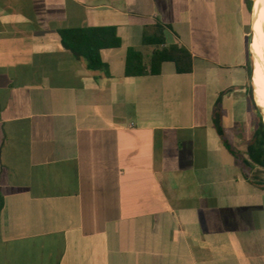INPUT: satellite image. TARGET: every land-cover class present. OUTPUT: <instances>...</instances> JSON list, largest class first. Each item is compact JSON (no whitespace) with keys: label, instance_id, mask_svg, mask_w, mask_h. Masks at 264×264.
Wrapping results in <instances>:
<instances>
[{"label":"crops","instance_id":"obj_1","mask_svg":"<svg viewBox=\"0 0 264 264\" xmlns=\"http://www.w3.org/2000/svg\"><path fill=\"white\" fill-rule=\"evenodd\" d=\"M244 5L0 0V264L53 245V264H264V187L215 127L219 111L245 155L255 111ZM156 23L191 53L192 72L164 63L126 77L127 50L148 56L143 30ZM105 27L121 41L100 52L106 71L88 70L57 33Z\"/></svg>","mask_w":264,"mask_h":264},{"label":"trees","instance_id":"obj_2","mask_svg":"<svg viewBox=\"0 0 264 264\" xmlns=\"http://www.w3.org/2000/svg\"><path fill=\"white\" fill-rule=\"evenodd\" d=\"M259 0H254L257 10ZM248 12L251 13L252 1L245 0ZM165 26L156 23L152 29L143 30L142 49L149 50L150 54L145 56L139 49H128L125 59V76L142 77L158 76L164 63H171L176 74H190L193 70V57L183 46L178 44L167 45L165 41ZM61 45L69 51L76 59L84 61L90 71H106L107 65L103 63L100 52L105 49H114L121 46L114 27L105 28H68L57 31ZM249 79L251 77V65H248ZM251 94V88L250 92ZM251 108L257 115V123L252 131L245 155H241L225 139L221 126L220 112H216L215 127L221 138L225 150L236 160L237 165L244 173L246 180L251 184L264 187V182L248 176L246 171L253 173L264 170V119L259 108L251 99ZM249 181V180H248ZM1 207V198H0Z\"/></svg>","mask_w":264,"mask_h":264},{"label":"rangeland","instance_id":"obj_3","mask_svg":"<svg viewBox=\"0 0 264 264\" xmlns=\"http://www.w3.org/2000/svg\"><path fill=\"white\" fill-rule=\"evenodd\" d=\"M251 1H252V8H251V13L249 14L248 26H247V24L244 23L245 25H243V27H242L243 30H247L248 31L247 44H248V52H249V58L250 59H251L250 44H251V25H252V13H253V0H251ZM244 7H245V10L248 11V9L246 7V4L244 5ZM238 8L236 6V7H233V9H232L233 15L234 16L236 15V20H237V17H238V12H237ZM239 20L240 19L238 18V20H237L238 24H239V22H238ZM239 26H240V24H239ZM240 28H241V26H240ZM261 50L264 51V43H262ZM261 55H264V52H261ZM251 61H252V59H251ZM250 88H251V94H250L251 95V99L255 103L254 94H253L254 91H253V85H252V73H251V77H250ZM259 110H260V114L262 116V119H264V112H262V110L260 108H259ZM256 123H257V115H256L255 112L254 113L251 112V116L247 117L243 127L245 129H246V127H249L253 131V129L255 128ZM240 151L245 154V149H241ZM246 173L248 174L249 177H251V178L255 177L256 180H261L262 182H264V170L258 169L256 171H254L253 173H250L248 171H246ZM55 248H56L55 245H53L51 248H47L46 249L47 253H44V254L40 253L42 251L40 246H36V247L32 248L31 251L27 250V249H24V251L21 254V264H35V263L40 262V261L46 262L44 264H53L54 261H55L56 253H57L55 251Z\"/></svg>","mask_w":264,"mask_h":264},{"label":"bare ground","instance_id":"obj_4","mask_svg":"<svg viewBox=\"0 0 264 264\" xmlns=\"http://www.w3.org/2000/svg\"><path fill=\"white\" fill-rule=\"evenodd\" d=\"M262 43H264V0H259L253 17L251 33L252 84L255 103L264 112V55H261V52L264 51L261 50Z\"/></svg>","mask_w":264,"mask_h":264},{"label":"water","instance_id":"obj_5","mask_svg":"<svg viewBox=\"0 0 264 264\" xmlns=\"http://www.w3.org/2000/svg\"><path fill=\"white\" fill-rule=\"evenodd\" d=\"M253 72V65H252V61H251V73Z\"/></svg>","mask_w":264,"mask_h":264}]
</instances>
